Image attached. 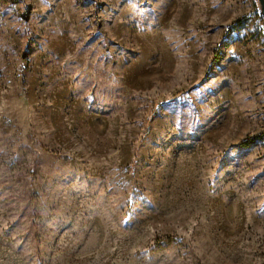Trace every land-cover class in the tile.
I'll return each instance as SVG.
<instances>
[{
  "label": "rangeland",
  "instance_id": "rangeland-1",
  "mask_svg": "<svg viewBox=\"0 0 264 264\" xmlns=\"http://www.w3.org/2000/svg\"><path fill=\"white\" fill-rule=\"evenodd\" d=\"M259 0H0V264H264Z\"/></svg>",
  "mask_w": 264,
  "mask_h": 264
},
{
  "label": "trees",
  "instance_id": "trees-1",
  "mask_svg": "<svg viewBox=\"0 0 264 264\" xmlns=\"http://www.w3.org/2000/svg\"><path fill=\"white\" fill-rule=\"evenodd\" d=\"M262 140V142H264V134H262L261 136H259L257 139H255V140H247V141H245L243 144H242V146H246V147H249V146H251L252 144H256L258 141H261Z\"/></svg>",
  "mask_w": 264,
  "mask_h": 264
},
{
  "label": "water",
  "instance_id": "water-1",
  "mask_svg": "<svg viewBox=\"0 0 264 264\" xmlns=\"http://www.w3.org/2000/svg\"><path fill=\"white\" fill-rule=\"evenodd\" d=\"M262 6V15L264 16V0H259Z\"/></svg>",
  "mask_w": 264,
  "mask_h": 264
}]
</instances>
